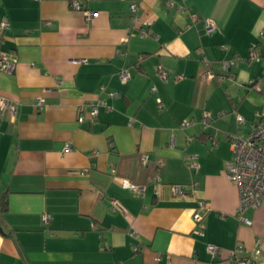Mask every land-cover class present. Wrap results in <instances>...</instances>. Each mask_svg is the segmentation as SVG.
I'll return each mask as SVG.
<instances>
[{
  "label": "crops",
  "instance_id": "0c3cea01",
  "mask_svg": "<svg viewBox=\"0 0 264 264\" xmlns=\"http://www.w3.org/2000/svg\"><path fill=\"white\" fill-rule=\"evenodd\" d=\"M3 20L17 112L0 106V264H232L237 247L264 264V197L240 216L227 171L230 137L264 117V0H0Z\"/></svg>",
  "mask_w": 264,
  "mask_h": 264
},
{
  "label": "built area",
  "instance_id": "2783aa9c",
  "mask_svg": "<svg viewBox=\"0 0 264 264\" xmlns=\"http://www.w3.org/2000/svg\"><path fill=\"white\" fill-rule=\"evenodd\" d=\"M73 6L77 9H82L81 4L78 1L73 2ZM133 9H136V4L132 5ZM88 18H93L96 13L92 11H86ZM206 31L207 33H212L217 29L216 23L212 19L205 20ZM9 23L3 20L0 23V32H3L6 28H8ZM148 31L146 29L143 30L142 34H146ZM264 36V32H262ZM202 52V51H201ZM262 54L258 49L257 45H255L249 56V60H259L261 59ZM205 64L208 65L209 61L207 58L203 59ZM236 62V59L233 60H224L222 62L223 68L228 70L232 64ZM17 65V59L14 56V51L0 49V70L6 72H13ZM166 75V72H163ZM208 75L212 74L211 70L207 71ZM120 76L123 80L129 79L130 75L127 70H122L120 72ZM255 88L259 91L264 92V83L261 85L256 84ZM155 89V88H154ZM114 94V93H112ZM44 99L39 98L37 100L38 108H42L44 106ZM0 106L3 109H8L12 113L16 114L17 112V103L15 101H11L8 97L0 96ZM79 122L85 121V116L81 113L83 111V106L79 108ZM98 104H93L90 110L91 120H94L98 115ZM211 114L209 112H205L202 117V123L204 127H207L211 123ZM238 120L240 123H244L246 121L244 116H239ZM192 122L184 121L182 125H189ZM230 143L233 149V158L227 163V171L230 179L238 186L240 193V207L238 209V213L242 216L243 210L249 206H257L262 198L264 197V117L260 118L256 121L252 131L246 135H232L230 137ZM144 162H148L149 158L147 155L143 156ZM190 166L194 168L199 167V163L195 160V157H192L190 161ZM161 180L160 175H156L154 181L159 183ZM123 185L129 187L135 192L144 193V186H139L133 183L130 180H124ZM171 189L176 194H184L185 193V185L184 184H171ZM205 203H202L200 208L194 211V220L198 225H200L199 233L203 234V226L202 221L204 219V212L202 208L205 207ZM110 207L115 211L122 210V206L118 199L113 198L110 203ZM49 215H44V219L46 222H49ZM246 223L251 224L252 221L246 219L244 217H240ZM209 251L213 254H217L219 252L218 245L209 244ZM242 250L241 247H237L231 251L232 264H258L253 259H246L238 256V253Z\"/></svg>",
  "mask_w": 264,
  "mask_h": 264
},
{
  "label": "trees",
  "instance_id": "16d2710c",
  "mask_svg": "<svg viewBox=\"0 0 264 264\" xmlns=\"http://www.w3.org/2000/svg\"><path fill=\"white\" fill-rule=\"evenodd\" d=\"M7 210V203H6V197H2L0 199V221H1V214Z\"/></svg>",
  "mask_w": 264,
  "mask_h": 264
},
{
  "label": "water",
  "instance_id": "95a60500",
  "mask_svg": "<svg viewBox=\"0 0 264 264\" xmlns=\"http://www.w3.org/2000/svg\"><path fill=\"white\" fill-rule=\"evenodd\" d=\"M0 231H3V226L0 224Z\"/></svg>",
  "mask_w": 264,
  "mask_h": 264
}]
</instances>
